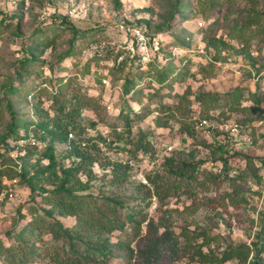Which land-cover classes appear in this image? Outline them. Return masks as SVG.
Masks as SVG:
<instances>
[{
  "label": "rangeland",
  "instance_id": "1",
  "mask_svg": "<svg viewBox=\"0 0 264 264\" xmlns=\"http://www.w3.org/2000/svg\"><path fill=\"white\" fill-rule=\"evenodd\" d=\"M123 25L140 26L151 35L164 36L149 80L145 73V79L137 75L134 89L130 76L136 74V65L123 49L129 40L122 32ZM209 41H216L215 49L206 47ZM263 68L264 0H0V136L8 132L13 119L38 120L25 91L40 87L45 78L50 80L55 75H72L77 80L71 87L80 86L91 97L75 121L94 126L89 130L94 136L110 138L113 125H125L126 114L119 117L123 103L134 109L129 112L130 108H124L135 118V110L141 112L143 105L153 103L150 93L158 89L162 92V98L145 109V118L134 122V139L142 131L147 132L152 149L147 157L133 160L135 165L128 178L122 176L124 169L114 177L110 168L98 166L92 175L75 177V191L85 184L90 187L85 192L77 191V196L98 198L105 209L110 208V203H102L105 199L122 202L117 213L127 225L111 239L132 242L137 253L149 247L145 237L162 236L166 231L174 236L154 249L150 264H198L191 259L199 250L228 255L232 247L259 239L264 225V119L252 124L248 112L231 113L227 119L230 124L250 122L246 124L249 129L241 130L236 141L225 145L227 154L215 155V147L208 145L222 139L223 129L214 121L213 126L207 125L210 129H202L201 137L193 140L180 133L175 121L167 128L157 127L158 115L152 111L160 100L172 103L174 99L180 111L190 109L197 114L201 109L206 111L200 102L205 108L212 99L224 103L236 91L243 92L242 106L249 107L253 92L260 89L264 93ZM129 143L125 134L120 148L103 147L99 162L104 166L109 161L125 164ZM9 148L0 145V264H9L11 251L16 264H46L42 252L48 247L61 250L63 245L52 234L56 221L65 225H75L76 221L56 213L47 217L42 210L51 208L45 202V192L56 186L54 179L48 178L50 172L37 171L47 168L48 161L41 162L36 153L29 159L19 151L11 155ZM57 150L60 157L66 145H58ZM225 159L229 160L227 174L217 181L207 180L208 173H218ZM183 164L200 166L197 181L184 183L178 194L164 204L148 194L147 189L153 191L149 177L160 174L164 182L173 183L169 170H181ZM62 165L70 167L72 162L67 160ZM140 185L146 188L139 190ZM146 195L152 196L146 201H151L150 206L141 201ZM129 212L146 219L138 237V229L127 223L125 215ZM34 219L45 221L41 236L30 233ZM151 221L156 231L152 229L150 234ZM204 241L208 244L202 246ZM24 249L33 251L26 263ZM260 262L263 264L255 251L247 260V264ZM125 263L118 252L116 259L107 264ZM138 264H145L144 258H139Z\"/></svg>",
  "mask_w": 264,
  "mask_h": 264
},
{
  "label": "trees",
  "instance_id": "2",
  "mask_svg": "<svg viewBox=\"0 0 264 264\" xmlns=\"http://www.w3.org/2000/svg\"><path fill=\"white\" fill-rule=\"evenodd\" d=\"M208 44L209 46L206 45L208 49H215L216 41H209ZM152 66L153 64L150 65L147 71H141L140 66H134V73L136 74L133 75L131 73L132 75L130 76V81L134 84L132 87L133 89L136 85L135 81L139 78L137 75L142 77V74L145 73L148 79L149 74L152 73ZM260 72H264V68ZM75 79L76 78L70 74L65 77L55 75L50 80L45 78L40 87L33 86L31 90H26V100L29 96H32L33 115L38 118V120L13 119L8 132L0 136V145L5 144L7 148L11 147L12 144L14 145V148H9L11 152L14 151L15 148H19L18 142L21 139H28L30 135H34L38 141L49 142L47 149L39 150L38 146L32 147L28 144L23 148H19V152L24 154L23 158L25 159L34 157L36 153L38 160L41 162L48 161L47 168L43 170L37 168V171L41 170L43 174L50 172L48 178L49 180L54 179V183L56 184L55 189L45 192L47 195L45 202L49 204L51 208L42 209L44 214L47 217H52L55 213L61 218L71 217L75 219L76 224L65 225L56 221L52 234L55 235V241L63 242V245H61L62 248L61 250L54 247L46 248L42 252L43 259L46 260V264H107L109 261L116 259L117 253L119 252L120 257L123 256L125 258V264H138L139 258H144L145 264H150L154 249L160 244L173 239L174 236L172 234L169 235L168 231H166L165 235L162 236L155 235V237H145L149 247L146 249L141 248L137 253L132 242L121 238H117L116 240L111 239L113 233L124 230L127 225L121 215L117 213V207H123L122 202L116 201L115 199H105L102 202L103 204H106L105 202L108 204L110 203V208L107 207V209H105L98 203V198L91 197V195L77 196V191L85 192L89 190L90 187L85 184L75 191L77 189L75 177L79 174L92 175L94 174V167L98 166L99 168H110L114 177H116L118 170L124 169L122 176L128 178L131 169L128 164L109 161L108 165L104 166L99 162V156L103 152V147H110V149L120 148L124 143L125 134L130 141L129 151L127 152L130 160L136 161L135 158H143L147 154H150L152 147L146 140L148 133L142 131L140 136L134 139L131 132H133L135 127L134 122L138 120L142 121V119L145 118V116L142 115L145 109L149 108L150 105L152 106L155 99H161L163 94L161 91H158L159 89L150 93L149 100H153V103L148 107L146 106L149 103L146 106L143 105L144 109L141 112L135 110V118H131V116L125 112L124 108L130 107L126 103H123V109L121 108L119 117L126 114L124 116L125 125H113V127H111L112 133L109 135L110 138L104 137L102 134L94 136L89 133L90 128L94 129V126L87 127L84 126L83 123H77L75 121V118L81 116L84 105H88V102H90L89 98H91L86 94L85 89L80 90V86L75 85L79 87L75 89L71 87L72 81L75 82ZM141 79L145 78L142 77ZM163 87L164 86H162V88ZM153 88H155V84L154 87H151L148 91L152 92ZM133 89L131 92L135 94ZM70 93H73L71 97H69ZM133 94L131 98L134 96ZM252 94L254 100L249 101L251 104L249 107L242 106L245 97L242 91H236L231 95L230 99L228 98L224 103H220V100L212 99L211 104L207 107L209 108L208 110L200 102L199 105L206 111H202L201 109V111L196 112L197 114L190 109L180 111V109L176 107L179 103H175L174 99L172 103H163V101L160 100V102L156 104V109L152 111V113L155 112L158 115L155 125L160 128H167L172 123L171 121H175L179 126L180 133L186 134L193 140H197L201 135L198 127L202 126L204 122L213 126L212 124L214 121V125L217 124L222 127L231 122L227 120L230 118L231 113L240 112L243 114L248 112L249 119L251 120L250 122L252 124H258L263 122L264 119V108L262 106L264 93L260 91V89H257ZM179 98L181 103L182 98ZM46 104H48L47 107H45ZM244 106L248 105L244 104ZM131 110L133 111L134 109L130 108L129 112ZM257 112V117H255L254 115ZM220 121L225 122L223 124H218ZM248 123L243 122L236 125L245 130L249 129L246 125ZM70 130L75 132V139L68 140L67 135ZM61 144L66 145V150L65 153L59 157L57 146ZM213 144L208 145L210 148H213L212 146L215 147L213 154H227L225 146ZM203 146H206V143H203ZM67 160L72 162V166L65 167L62 165V163ZM228 162V159L224 160L223 166L217 171L218 173H214L215 171L208 173L209 177L207 180L217 181L223 175H226L227 166L229 165ZM199 168V165L190 166L183 164L181 170H169L171 173L169 178H174L173 183H169L168 181V183L164 182V176L160 174L149 177V183L153 186V191L147 189L148 194L152 193L160 203L164 204L165 201L178 194L184 183L190 184L198 180L196 171ZM59 174L61 177H58ZM169 178L167 179L169 180ZM144 188H146L144 185L138 187L139 190H143ZM151 197L152 196L146 195L141 201L145 202L147 206H150L151 201H146ZM129 209L133 210L131 207H129ZM108 214L110 216H108ZM125 217L128 224H133L135 226L134 228L136 230L138 229L136 233L138 237L139 230L142 224L146 222V219H140L135 213L130 212L127 213ZM44 222L43 219H39V221L34 219L31 224L33 231L30 233L32 235L38 234L41 236V232L45 230ZM161 227L168 229L166 225ZM148 228L150 234L152 233V229L156 231L152 221L148 224ZM55 230L57 231L55 232ZM183 236L185 237L186 234H183ZM258 236L259 239L250 245H240L238 248L232 247L228 255L223 254L219 256L216 253H204L202 250H199L197 257H193L191 260L198 264H226L236 259L238 264H247L250 254L255 251L257 259L263 260L264 264V225ZM186 240L190 241V237L187 236ZM207 244L208 241H204L202 246ZM24 246H27L26 242ZM55 247L58 246L56 245ZM10 250V248H6L7 252H10ZM32 252L31 250L27 251L24 249L23 255L25 263L28 261ZM13 254V251H11V258H8L9 264H16Z\"/></svg>",
  "mask_w": 264,
  "mask_h": 264
},
{
  "label": "built area",
  "instance_id": "3",
  "mask_svg": "<svg viewBox=\"0 0 264 264\" xmlns=\"http://www.w3.org/2000/svg\"><path fill=\"white\" fill-rule=\"evenodd\" d=\"M122 32L129 39L126 43V47H123V49L125 50L124 52L126 53V55H128V57L130 58V62L135 64L136 66H140L141 71H147L150 68V65L155 62L154 60L156 58H159L161 46H163L161 42L164 36L151 35L147 31H145L142 27L134 26V25H123ZM205 58L207 59V61L210 60L215 64L222 65V62L220 61H213V59L209 57H205ZM104 84L108 86V81L105 80ZM28 99L29 102L32 104L33 101L32 96H29ZM108 109L111 110L112 106L108 107ZM207 125L208 124L204 122L202 126L198 127V130L201 131L202 129L207 128ZM222 129H223L222 139L218 138L217 141L214 142V144H217L218 146H225L228 143L236 141L238 137L242 135L241 133L243 131L241 130H244L242 127L230 123L222 126ZM67 136H68V140L75 139L76 137L75 132L73 130H70ZM28 144H30L32 147L38 146L39 150L47 149L49 146L48 141L47 142L38 141L34 137V135H30L28 139H21L18 142L19 148H23ZM10 148H14V145L12 144ZM19 148H15L14 151L11 152V155L15 151H19ZM23 155L24 154L21 153V156ZM147 156L148 154L145 157ZM124 163L128 164L130 167L135 165L134 161L130 159ZM141 180L143 183L147 184V181L144 177H142Z\"/></svg>",
  "mask_w": 264,
  "mask_h": 264
}]
</instances>
